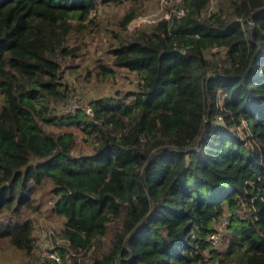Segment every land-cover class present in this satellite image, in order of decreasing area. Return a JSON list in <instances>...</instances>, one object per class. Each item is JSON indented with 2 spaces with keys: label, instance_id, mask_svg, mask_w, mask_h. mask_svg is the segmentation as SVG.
I'll use <instances>...</instances> for the list:
<instances>
[{
  "label": "trees",
  "instance_id": "16d2710c",
  "mask_svg": "<svg viewBox=\"0 0 264 264\" xmlns=\"http://www.w3.org/2000/svg\"><path fill=\"white\" fill-rule=\"evenodd\" d=\"M98 1L128 5L107 27ZM143 1L0 0V249L35 259L48 183L88 264H264V0H180L184 15L131 31ZM99 41L96 74L125 68L136 87L56 113L65 70ZM77 129L99 133L91 153H73Z\"/></svg>",
  "mask_w": 264,
  "mask_h": 264
},
{
  "label": "rangeland",
  "instance_id": "374dc122",
  "mask_svg": "<svg viewBox=\"0 0 264 264\" xmlns=\"http://www.w3.org/2000/svg\"><path fill=\"white\" fill-rule=\"evenodd\" d=\"M216 3L217 0H211L210 7H216ZM127 5L128 2L121 4L120 6L107 4L103 5L100 1H98L96 8V22L104 24L107 27H113L114 21L120 17ZM181 7L183 6L178 0H163L162 2L161 0H144L142 4V12L137 14V16L128 23L127 27L131 31L136 28L151 27L152 24H145L139 21V16L150 12H155L157 19L159 17L158 21L164 18L171 22L172 18L175 17V14H180V12H182L180 9ZM107 35L108 29H105L102 33L103 39L107 38ZM97 44V46L90 45L87 53L82 57V59L72 60V64L75 65V69L70 67L65 70L63 76L70 86V94L64 104L61 105L54 102L52 103L53 110L56 113L63 114L77 108L83 109L86 106H90V100L93 98L117 96L119 93L132 90L136 87V76L127 71L125 68H117L113 77L101 78L98 74H96L98 63L96 56L104 51L103 48L105 42L99 41ZM215 50L216 49L214 48L210 49L206 51L205 54L213 56L211 55V52H214ZM219 50L221 51L222 49ZM217 57L222 59L224 58V54L217 52L216 58ZM219 63H224V60H220ZM89 114H92V112ZM97 126V131L102 128L106 134L117 135L119 133L113 124H99ZM76 133L77 139L73 153H91L93 151L94 143L99 138V133L97 134L94 130L87 136L78 129L76 130ZM48 188L49 184L47 183V185H44L39 191L43 204H45V212L39 214L35 221V259L32 260L30 257H22L17 250L7 248L0 249V264H39L40 244L45 239V233L49 230H53L60 235L59 232L62 227V220L50 212V205L52 203L53 196L48 191ZM222 222L223 221L220 220L215 223L217 230L223 229L224 224ZM111 235V232L107 230V232L102 236L101 240L103 241V249H107L110 244ZM214 246L220 249L224 246V244L221 243V240H219L214 244ZM64 257L66 258V263L70 264L68 256L64 255Z\"/></svg>",
  "mask_w": 264,
  "mask_h": 264
},
{
  "label": "built area",
  "instance_id": "2783aa9c",
  "mask_svg": "<svg viewBox=\"0 0 264 264\" xmlns=\"http://www.w3.org/2000/svg\"><path fill=\"white\" fill-rule=\"evenodd\" d=\"M163 0H161L162 2ZM180 1V0H178ZM182 12L180 14H175L176 18L184 15L186 12V8L183 6L180 8ZM209 9H212L210 7ZM209 11V10H208ZM206 12L208 15L209 12ZM173 17L171 21L175 18ZM159 19V17H158ZM157 17L155 16V12H150L145 15L139 16V21L145 24H153L155 21H158ZM138 20V19H137ZM86 113H91V107L86 106L83 108ZM221 232H212L210 234V239L212 243H216L219 240ZM93 245L89 246L88 248L84 249L81 247L73 248L70 246V241L67 238L58 235L57 232L53 230H49L45 233V239L40 244V255H39V264H46L47 260H53L55 263H60L62 261V256L59 250L63 251V254L68 256L69 259L76 257L78 260H82V264H87L86 261H83L86 256L91 251ZM107 264H119L118 259H110Z\"/></svg>",
  "mask_w": 264,
  "mask_h": 264
},
{
  "label": "water",
  "instance_id": "95a60500",
  "mask_svg": "<svg viewBox=\"0 0 264 264\" xmlns=\"http://www.w3.org/2000/svg\"><path fill=\"white\" fill-rule=\"evenodd\" d=\"M58 197V196H57Z\"/></svg>",
  "mask_w": 264,
  "mask_h": 264
}]
</instances>
